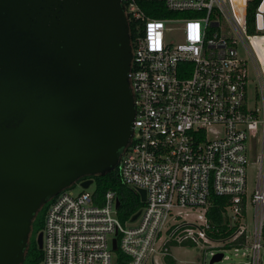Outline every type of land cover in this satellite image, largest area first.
<instances>
[{"label": "built area", "instance_id": "obj_1", "mask_svg": "<svg viewBox=\"0 0 264 264\" xmlns=\"http://www.w3.org/2000/svg\"><path fill=\"white\" fill-rule=\"evenodd\" d=\"M120 1L132 25L128 79L135 117L118 168L125 185L145 192V206L135 222L122 224L111 191L102 206L87 190L59 193L44 215L40 264H115L117 250L126 264H157V255L163 258L172 245L214 241L235 257L241 251L244 264H260L264 65L252 43L260 36L247 33V0ZM150 3L151 16L143 6ZM263 3L255 14L259 32ZM253 78L257 89L251 97ZM248 142L256 168L250 192ZM212 196L228 198L229 236L208 235L217 232L206 216ZM249 210L252 229L246 225ZM216 254L222 258L213 264L229 259L225 251L211 253V259Z\"/></svg>", "mask_w": 264, "mask_h": 264}, {"label": "water", "instance_id": "obj_2", "mask_svg": "<svg viewBox=\"0 0 264 264\" xmlns=\"http://www.w3.org/2000/svg\"><path fill=\"white\" fill-rule=\"evenodd\" d=\"M130 39L120 0H0V264L23 263L51 199L119 166L135 117Z\"/></svg>", "mask_w": 264, "mask_h": 264}, {"label": "trees", "instance_id": "obj_3", "mask_svg": "<svg viewBox=\"0 0 264 264\" xmlns=\"http://www.w3.org/2000/svg\"><path fill=\"white\" fill-rule=\"evenodd\" d=\"M263 0H247L246 8V24H247V33L251 36H260L264 37V28L263 31L259 32L256 30L255 25V14L258 7ZM144 8H148V14L151 16V3L144 4ZM150 10V11H149ZM152 17L160 18L159 15H152ZM130 32L132 33V25H129ZM84 179L93 180V190L90 192L92 200L95 205L102 206L104 203V196L108 191L115 193L116 198L119 200V207L116 212L118 220L122 224L131 222V218L144 208L145 203L141 202L139 194L128 187L123 183L120 178L119 168L117 167L113 171L106 173L105 175H96L85 177ZM50 201L45 204L35 219L32 222L31 233L29 237L28 246L25 250L24 261L22 264H40L42 259V251L38 250L35 241L31 240L32 235H37L43 229L44 224V215ZM229 206L228 198L220 196H212L211 205L206 211L207 220L209 223L217 229V232L208 233L210 237L213 238H223L229 236L232 231H226V223L228 219L226 218V207ZM191 245L193 244H183ZM178 246V245H172ZM115 264H126L128 258L124 257L119 250L114 253ZM165 264H175V261L171 257V254L168 253L163 257Z\"/></svg>", "mask_w": 264, "mask_h": 264}, {"label": "rangeland", "instance_id": "obj_4", "mask_svg": "<svg viewBox=\"0 0 264 264\" xmlns=\"http://www.w3.org/2000/svg\"><path fill=\"white\" fill-rule=\"evenodd\" d=\"M253 47L256 52V54L259 56L260 59H264V37H256L252 39ZM239 54L241 57H245V53L242 49H239ZM251 68V74L254 76V71L252 72ZM257 86L255 85V78L252 79V83L249 86V95L251 97L254 96L256 92ZM255 136L258 139L259 138V131L258 129H254ZM251 144L250 142L247 143L248 147V153H247V160H248V167H247V179H248V189L249 192L253 188V180H255L256 176V168L252 164L253 163V157L254 152L249 151ZM259 153V147L257 146L256 154ZM93 190V186L91 185L89 189H87L88 192H91ZM71 195H76L82 191V189L77 185H73L71 188L66 190ZM189 219H192L190 216ZM246 225L249 229H252L253 222H252V211H248V220L246 222ZM38 235V234H37ZM37 235H32L31 240L35 241L36 243V237ZM220 241H214L211 242L209 246L199 244L196 246L191 245H178V246H172L169 250L171 257L175 261V264H209V261L211 259V253H215L218 251H225V255L229 257L228 260H225L218 264H244L246 262V259L241 257V251L238 253V256H234L233 251H226L221 247ZM157 264H165L163 261V258L160 255H157L156 257ZM151 264V263H150ZM260 264H264V249L261 250V261Z\"/></svg>", "mask_w": 264, "mask_h": 264}, {"label": "bare ground", "instance_id": "obj_5", "mask_svg": "<svg viewBox=\"0 0 264 264\" xmlns=\"http://www.w3.org/2000/svg\"><path fill=\"white\" fill-rule=\"evenodd\" d=\"M264 8V3H263V5H262V9ZM261 60V62L263 63V65H264V59H260Z\"/></svg>", "mask_w": 264, "mask_h": 264}]
</instances>
